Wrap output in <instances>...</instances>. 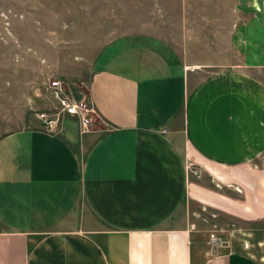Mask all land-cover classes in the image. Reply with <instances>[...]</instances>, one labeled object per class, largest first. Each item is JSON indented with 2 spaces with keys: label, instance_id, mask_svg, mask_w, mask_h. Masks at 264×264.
Segmentation results:
<instances>
[{
  "label": "crops",
  "instance_id": "crops-1",
  "mask_svg": "<svg viewBox=\"0 0 264 264\" xmlns=\"http://www.w3.org/2000/svg\"><path fill=\"white\" fill-rule=\"evenodd\" d=\"M258 6L234 30L237 62L124 35L90 70L89 130L61 116L0 132V264H264L249 225L264 223ZM189 203L243 225L199 224Z\"/></svg>",
  "mask_w": 264,
  "mask_h": 264
},
{
  "label": "rangeland",
  "instance_id": "rangeland-1",
  "mask_svg": "<svg viewBox=\"0 0 264 264\" xmlns=\"http://www.w3.org/2000/svg\"><path fill=\"white\" fill-rule=\"evenodd\" d=\"M259 3L264 0H0V132L37 121L45 128L36 113L55 111L47 80L58 77L73 94L87 93L97 54L124 35L156 37L182 61L237 62L234 30ZM189 208L199 224L243 225L196 204Z\"/></svg>",
  "mask_w": 264,
  "mask_h": 264
},
{
  "label": "built area",
  "instance_id": "built-area-1",
  "mask_svg": "<svg viewBox=\"0 0 264 264\" xmlns=\"http://www.w3.org/2000/svg\"><path fill=\"white\" fill-rule=\"evenodd\" d=\"M47 89L55 102V111L50 114L45 112L36 113V117L44 123L46 130L58 129L56 126L61 115H67L76 119L79 133L89 130L94 108L87 93L79 91L73 94L65 87L62 80L58 77H52L47 80L46 90ZM185 168L193 174L198 173L197 170L190 169L188 164ZM209 238L211 240L214 239L213 233H209Z\"/></svg>",
  "mask_w": 264,
  "mask_h": 264
},
{
  "label": "trees",
  "instance_id": "trees-1",
  "mask_svg": "<svg viewBox=\"0 0 264 264\" xmlns=\"http://www.w3.org/2000/svg\"><path fill=\"white\" fill-rule=\"evenodd\" d=\"M250 226H255V227H258V226H264V223L262 222H254V223H251L249 224Z\"/></svg>",
  "mask_w": 264,
  "mask_h": 264
}]
</instances>
